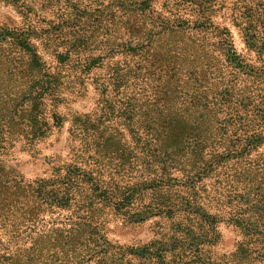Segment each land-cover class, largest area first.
Instances as JSON below:
<instances>
[{
  "label": "rangeland",
  "instance_id": "rangeland-1",
  "mask_svg": "<svg viewBox=\"0 0 264 264\" xmlns=\"http://www.w3.org/2000/svg\"><path fill=\"white\" fill-rule=\"evenodd\" d=\"M17 10L15 5L0 0V26L20 31L29 28L41 35L44 30H57L60 19L64 20V27L69 19L89 18L92 27L89 35L95 40L93 55L102 59L101 65L86 75L82 86L75 81L74 75L70 76L72 70L65 68L66 75H70L65 77L61 92L67 98L59 106L61 113H89L100 105H103V111L101 108L98 111L105 113L109 102L100 104L102 98L96 88L103 87L116 109L113 120L107 125L119 133L116 135L127 146L135 145L130 126L122 116L126 109L131 110L135 122L156 124L155 127H162L164 123L173 125L167 143L168 154L142 149L148 152L138 151L132 166L125 165L119 172L104 165L102 180L106 184L112 178L128 185L147 181L152 188L153 183H160L163 185L161 194L168 195L156 200L159 203L157 208L153 207V212L137 223L124 222L108 209V222L102 226L107 239L121 245L137 246L162 235L168 238L179 234L184 240L182 243H191L186 232L177 230L189 228L197 231L201 218L210 219L216 215L220 218L214 227L217 237L202 248L215 260L233 252L241 241V234L228 220L231 206L218 208L216 205L224 183H227V189L237 184V191L241 194L264 183L247 177L244 169L248 165L245 166L236 156L231 157L241 149L238 146L241 134L239 125L234 128L224 124L230 119L238 123L252 118L251 129H264V125L259 126L254 120L252 108L264 104V74L260 76L257 72L256 76L254 70L242 66L244 63L264 68L262 56L250 50L244 38L249 32L264 40V0H151L145 9L135 8L127 0H62L55 8L31 13V20H24ZM226 38L243 62L232 58L233 53H229L226 47ZM67 40V43L74 41L71 37ZM48 41L42 35L33 40L42 59L54 70V41L49 42L51 47H46ZM66 41L58 45V51L68 48ZM128 47L136 49L137 54L127 52ZM86 56L79 57L81 62ZM18 57L15 54L12 63H8L10 69L0 57V89L6 100L0 110L4 112L0 128L5 114L14 111L12 107L20 103L22 91H26L27 76ZM115 67L121 71L114 72ZM73 70L79 72V68ZM117 73L125 75L127 80L119 78ZM68 127L66 122L33 153L22 151L18 143L12 145L0 156V162L18 172L26 182L51 176L55 165L74 161ZM138 129L143 137L150 138L153 133L144 126ZM191 137L202 139V145L207 144L204 151L176 154L179 152L175 153L178 150L175 143ZM260 153L264 155V142L252 153V159L258 160ZM85 159L92 162L91 158ZM202 160L209 162L213 172L197 177L196 173L204 171ZM260 162L264 163V157ZM81 165L91 169L85 162ZM198 165L202 168H197ZM262 175L264 177V172ZM82 187L88 189V185ZM225 195L226 199L230 197L227 192ZM232 196L235 197V193ZM150 199L151 192H146L142 201L133 204L132 210L147 205ZM54 216L63 223L69 214L60 211ZM49 217L45 216V219ZM5 235L9 233L5 234L0 228V239L4 240Z\"/></svg>",
  "mask_w": 264,
  "mask_h": 264
},
{
  "label": "trees",
  "instance_id": "trees-1",
  "mask_svg": "<svg viewBox=\"0 0 264 264\" xmlns=\"http://www.w3.org/2000/svg\"><path fill=\"white\" fill-rule=\"evenodd\" d=\"M6 1L16 6L24 20H31V13L39 9L55 8L62 3V0ZM127 1L135 8L139 6L144 9L151 3V0ZM127 9L131 12L135 11ZM88 20L89 18L85 17L69 19L70 22L63 27L64 20L60 19L57 30L42 31L41 35L44 39L49 40L46 47H51L49 42L54 41L56 54L54 70L42 59L36 43L33 42L35 38L41 36L36 35V30L28 28L20 31L17 28L0 26L2 63L10 69L8 63H12L15 54H18L21 67L28 77L25 81L26 91H22L20 103L12 107L14 111H10V115L6 113L3 118L4 123L0 128V156L16 143L22 151L33 153L41 143L48 141L68 122L70 151L74 159L69 164L55 165L51 176L38 177L29 182L20 177L17 171L15 173V170L0 162V228L5 234L9 233L8 236L5 235L4 240L0 239L2 246L0 264H264V185L262 184L241 194L237 191V184L227 189V183H224L223 193L216 205L218 208L228 204L231 206L228 220L240 232L241 241L233 252L219 257L218 260H215L208 253L209 251L204 252L202 248L217 237L214 227L220 218L216 215L211 216L210 219L201 218L200 229L197 231L189 228L186 231L177 230L181 233L186 232L188 240H192L191 243H182L184 240L179 234H172L168 238L162 235L142 245L126 246L107 239L102 233V226L108 222V209L124 222L137 223L144 220L145 215L153 212L151 211L153 207L157 208L159 203L156 200L168 196L161 194L163 185L160 183H153L152 188L147 181L128 185L122 184L123 181L120 184L112 178L106 184L102 180L104 165L113 167L119 172L125 165L132 166L138 151L148 152L142 149L168 154L167 143L170 142L173 125L164 123L162 127H155L156 124L152 126L148 123L135 122L134 116L130 114L131 110L126 109L122 116L124 115L127 125L130 126L135 145L127 146L121 137L116 135L119 133L111 130L107 125L113 120L112 116L115 115L116 109L107 96V89L103 87L96 88L101 94L100 104L109 102L105 107V113L98 111L99 108L103 111V105L89 113L59 111V106L67 101V98L61 95L65 77L70 75H66L65 68L72 70L70 76L74 75L75 81L82 86L85 84L86 75L93 68L101 65L102 59L93 55L92 44L95 40L89 35L92 27ZM65 36L68 37L55 41L56 38L59 40ZM70 37L74 41L67 43ZM244 38L247 47L255 51L258 56H262L264 61V40L249 32L245 33ZM65 41L68 48L65 51H58V45ZM226 42L228 52L233 53L232 58L243 62L233 50L229 38H226ZM126 50L130 54H137L134 48L128 47ZM84 54L87 56L81 62L79 57ZM242 66L254 70L256 76H258L257 72L260 76L264 74L263 67L254 68L253 65H244V63ZM76 68H79V72L73 70ZM11 71V74H14L13 69ZM113 71L120 72L121 68L115 67ZM116 75L126 79L125 75L119 73ZM5 101V94L0 89V110L4 107ZM49 105L52 106L51 109ZM252 108L254 120L259 126L264 125V104L253 105ZM3 113L0 111V119ZM251 119L238 123L230 119L224 126L236 128L235 126L239 125L241 135L238 146L240 145L241 149L231 157L236 156L240 158L241 163L248 165L244 169L247 177H252L257 183H264L262 175L264 163L260 162L264 155L260 153L257 156L259 161L251 157L264 142V129H251L250 125L253 123ZM137 125L153 132L150 134L151 137L141 136L138 127H135ZM250 132L253 135L248 136ZM202 142L200 138L191 137L185 142L175 143V147H178L175 153L184 155L181 153L203 152L207 144L202 145ZM209 142L208 140V144ZM86 157L91 158L92 162L87 161ZM83 162L91 166V169L83 167L81 165ZM200 163L203 168L200 165L197 168H202L204 171L196 173L197 177L213 172L208 161L202 160ZM253 169L255 171H250ZM83 185H88V189H84ZM219 188H221L220 184ZM146 192H151L152 200L150 199V202L142 208L132 210L133 204L138 200L142 201ZM225 192L230 196L227 197L228 200L226 195L224 197ZM234 193L235 197L232 196ZM60 211L69 214L68 219L63 223H59L54 216ZM256 215L258 217H255ZM45 216L50 217L45 219Z\"/></svg>",
  "mask_w": 264,
  "mask_h": 264
}]
</instances>
